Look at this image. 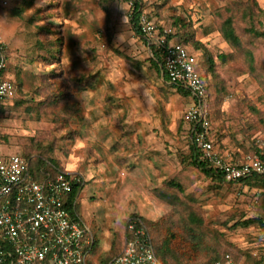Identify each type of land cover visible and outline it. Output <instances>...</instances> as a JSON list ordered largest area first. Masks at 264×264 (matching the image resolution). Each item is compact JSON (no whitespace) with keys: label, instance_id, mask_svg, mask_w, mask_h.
Segmentation results:
<instances>
[{"label":"rangeland","instance_id":"374dc122","mask_svg":"<svg viewBox=\"0 0 264 264\" xmlns=\"http://www.w3.org/2000/svg\"><path fill=\"white\" fill-rule=\"evenodd\" d=\"M6 1L0 5V53L20 87L0 100V154L40 157L52 172L84 179L76 209L101 264L134 235H143L154 250L169 243L168 263L162 264H216L230 247L261 253L264 230L243 222L261 215V183H219L184 160L190 154V96L150 66L151 51L129 23L128 1ZM141 5V17L154 25L150 41L159 44L169 34V42L215 57V75L205 76L217 145L234 157L264 151V36L248 31L264 30V0ZM227 13L242 39L238 47L215 29ZM71 103L79 105L80 120L64 111ZM173 180L183 190L170 185ZM190 209L203 220L200 243L194 232L187 234Z\"/></svg>","mask_w":264,"mask_h":264},{"label":"built area","instance_id":"2783aa9c","mask_svg":"<svg viewBox=\"0 0 264 264\" xmlns=\"http://www.w3.org/2000/svg\"><path fill=\"white\" fill-rule=\"evenodd\" d=\"M6 0H0L6 4ZM142 16V15H141ZM144 34H152L154 25L141 17ZM2 36L0 35V40ZM161 67L168 82L189 91L187 119L189 136L226 181H240L264 175V151H250L234 157L216 144L212 122L207 116V89L196 67L197 53L181 43L160 42ZM7 61L0 53V100L16 94L13 78L6 71ZM84 183L78 175L56 170L52 177L40 181L29 172L28 160L19 154L0 156V264H97L95 239L88 225L71 215L66 198L75 185ZM99 256V255H98ZM216 264H247L244 254L227 252ZM103 264H162L150 241L143 235L127 239L120 253ZM254 264H264V249Z\"/></svg>","mask_w":264,"mask_h":264},{"label":"trees","instance_id":"16d2710c","mask_svg":"<svg viewBox=\"0 0 264 264\" xmlns=\"http://www.w3.org/2000/svg\"><path fill=\"white\" fill-rule=\"evenodd\" d=\"M129 2L130 4V13H129V23L131 25V28L134 31V34L136 36H138L143 42L144 44L148 45L150 51H151V56L149 57V61H150V66L156 71V73L164 80L167 81L168 77L166 72L162 69L161 67V48L158 46V44L150 41V39L144 34L143 30H142V25H141V15H142V5H141V0H126ZM217 29L221 36L223 37V39L228 42L230 45L238 47L241 45L242 39L241 36L239 34V32L237 31L235 24H234V18L232 16L231 13H227L225 14L222 18H221V22ZM248 31L251 33H254L256 35H262L264 36V30H255L253 29V27L248 28ZM208 32V31H207ZM191 38V37H190ZM170 39V35H166V38L164 40V45H168L171 43H181L183 45H185L189 51L191 52H195L197 53L194 49H190L188 47L187 44H185L184 42H180V41H175V42H169ZM183 40H188V37H184ZM200 42H196L194 45L196 48H200L201 47ZM59 48V44H55L54 48ZM51 52H58V50L53 49L51 50ZM197 63H196V67L197 69L200 71L201 76L203 78V80L206 83V89H207V101H206V111H207V116L210 119V114H209V103H208V98H209V86H208V81L207 78L205 76L206 74H211V76L215 75V65H216V61H215V57L213 56L212 53H210L208 50L205 49V53H204V58L200 55L199 53H197ZM218 58L221 59L222 62L225 61V56L223 55H217ZM249 59L252 61V56L249 55ZM18 75H17V79H18ZM15 81V79H14ZM15 83V88L17 87V85L20 87V79L18 80V84ZM177 90L183 94V95H188L189 91L187 89H184L182 87H177ZM210 100V99H209ZM64 111L66 113H68L72 119L74 120H80L81 116L79 115L80 112V108L78 104L75 103H71L69 106H67ZM61 116L64 117V112L62 111ZM211 121V119H210ZM212 122V121H211ZM213 126V125H212ZM192 128L191 124L189 127V131ZM212 136L214 137L216 144L218 143V138L216 137L215 133H214V129H213V133ZM190 137V136H189ZM219 146V145H218ZM220 148V146H219ZM189 149H190V154L188 157H185L184 160L196 167L199 172H201L204 176L211 178L213 181L222 183L225 182V178L223 177L222 173L215 167L213 166L209 161L203 159L201 157V151L192 143L191 138H189ZM221 149V148H220ZM257 149H254V151ZM221 151H223L221 149ZM25 157L28 162H29V172L33 175V177L37 180L40 181H44L50 177L53 176L54 171L52 172L51 167L40 157H30V155L27 156H23ZM48 160L50 161V163L55 164V158L53 156H50L48 158ZM52 172V173H51ZM248 181H258L261 183V187H262V193L260 195L261 199H260V203L258 204V210L261 213V215L257 216V217H252L250 219H246L244 220V224L248 225L250 223H256L257 225H259L263 230H264V175H254L250 178H245V179H241L240 181H231V182H248ZM229 182V181H226ZM169 184L180 189L183 190V186L181 185L180 182H178L177 180H173V181H169ZM84 187V183H80L78 185H75L72 189V191L70 193H68L67 198H66V208L69 210V212L71 213L72 216L74 217H79L78 213H77V202H78V198L79 195L81 193V190ZM157 195L159 197L165 198L164 200H166L168 198L167 195L162 194L161 190H157L156 191ZM167 201V200H166ZM186 224H187V234L191 235V232H194L196 235V238L198 239L199 243L203 241L204 236H205V231H203L200 227L203 225V220L200 217V215H198L196 212H194L193 210H189L188 213L186 214ZM168 248H169V243L164 244L163 245H157V248H155L154 252L156 257L163 262L168 263L167 258L168 256ZM227 252H233V254L235 256H237L238 254H244L247 257V260L249 262H253L256 261V256H259V254H253L252 252H250L249 249H242L241 251H237L236 249H234V247H230L228 249H226V251L224 252L223 255H225V253ZM214 260L219 258L218 254H214ZM161 261V262H162Z\"/></svg>","mask_w":264,"mask_h":264},{"label":"crops","instance_id":"0c3cea01","mask_svg":"<svg viewBox=\"0 0 264 264\" xmlns=\"http://www.w3.org/2000/svg\"><path fill=\"white\" fill-rule=\"evenodd\" d=\"M160 78H161V77H160ZM161 79H162V78H161ZM13 80H14V78H13ZM162 80H163V79H162ZM163 81H164V80H163ZM14 82H15V81H14ZM166 82H168V80H167ZM173 86H174V85H173ZM8 155H9V154H8ZM8 155H2V154H0V156H5V157L8 156ZM79 218H80V217H79ZM261 248H262L261 250L264 249V243H262ZM99 251H100V247H99V249L97 248L98 255L100 254Z\"/></svg>","mask_w":264,"mask_h":264}]
</instances>
